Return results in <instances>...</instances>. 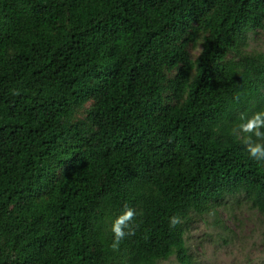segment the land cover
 I'll return each instance as SVG.
<instances>
[{
    "label": "trees",
    "instance_id": "1",
    "mask_svg": "<svg viewBox=\"0 0 264 264\" xmlns=\"http://www.w3.org/2000/svg\"><path fill=\"white\" fill-rule=\"evenodd\" d=\"M259 31L264 0H0V264H195V218L264 214L232 133L264 110Z\"/></svg>",
    "mask_w": 264,
    "mask_h": 264
},
{
    "label": "rangeland",
    "instance_id": "2",
    "mask_svg": "<svg viewBox=\"0 0 264 264\" xmlns=\"http://www.w3.org/2000/svg\"><path fill=\"white\" fill-rule=\"evenodd\" d=\"M246 51L264 52L263 31L248 34ZM194 53L198 55L199 50ZM78 118H85L84 110ZM228 205L229 208H219L208 216L207 221L195 218L189 224L185 237L194 263L264 264V214L243 199ZM160 264L179 263L172 257Z\"/></svg>",
    "mask_w": 264,
    "mask_h": 264
},
{
    "label": "clouds",
    "instance_id": "3",
    "mask_svg": "<svg viewBox=\"0 0 264 264\" xmlns=\"http://www.w3.org/2000/svg\"><path fill=\"white\" fill-rule=\"evenodd\" d=\"M232 133L237 138L244 134L243 140L250 158L257 162H264V110L257 111L250 117L242 118V122L233 128ZM136 215L135 209L126 207L112 222L113 242L111 248L113 250H118L125 237L135 235L137 225L134 223V218ZM179 223L181 220L178 216L169 217L170 227H175Z\"/></svg>",
    "mask_w": 264,
    "mask_h": 264
},
{
    "label": "bare ground",
    "instance_id": "4",
    "mask_svg": "<svg viewBox=\"0 0 264 264\" xmlns=\"http://www.w3.org/2000/svg\"><path fill=\"white\" fill-rule=\"evenodd\" d=\"M242 206V205H241ZM219 216V215H218ZM211 219V218H210ZM225 219V218H224Z\"/></svg>",
    "mask_w": 264,
    "mask_h": 264
}]
</instances>
